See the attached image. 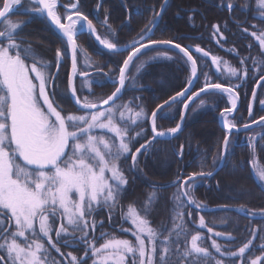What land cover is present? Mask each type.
I'll return each instance as SVG.
<instances>
[{
  "label": "snow or ice",
  "instance_id": "6c2138e0",
  "mask_svg": "<svg viewBox=\"0 0 264 264\" xmlns=\"http://www.w3.org/2000/svg\"><path fill=\"white\" fill-rule=\"evenodd\" d=\"M57 2L34 0L29 8H25L24 0H0V264H48L49 247L64 256L58 245L70 247L72 242L84 246L85 258L68 252L70 259L67 264H88L89 258L92 264H224L226 254L235 258L232 264H236L237 259L241 264H264V243L259 246L261 255L246 258L252 240L238 250L228 252L227 249L222 250L221 244L213 239L211 249H214V254L209 247L199 243L202 240L199 230L190 234L188 239L187 229L178 224L171 229L167 226L160 230L153 228L148 216L153 208L155 192L148 196L140 209L129 204L124 214L121 207L130 183L135 181L130 174L142 171L139 158L147 160L153 153L165 151L157 147L161 138H176L182 132L190 102L200 98L201 94H217L220 98L226 95L227 104L230 105L219 112L224 134L219 144V155L213 160L214 168L226 163L233 154L235 137L239 132L248 131L252 125L264 128V115L257 119L253 113V104L257 100L255 88L251 90V100L246 102L249 122L239 125L233 115L239 111L243 82L249 78V69L245 66L247 58L240 61L241 69L229 66L228 72L236 80L234 84L225 86L222 82H214L205 72L198 75L197 60L193 58L189 46H182L171 38H153V29L168 2L164 0L158 11L151 9L153 18L148 22L149 26L141 30L140 39L133 40L131 50L118 69V76L111 70L103 73L102 68L96 69L95 75L103 73L104 78L113 81L114 91L106 98L91 99L93 94L89 89V95L82 97L77 94L75 80L77 76L91 79V75L89 71L78 69L80 48L77 41L81 28L86 29L89 36H94L109 53L120 54L121 50L117 43L97 34L93 21L79 10L78 3L65 6L73 11L66 14V22H62ZM224 6L234 13V10L242 11L249 5L228 3ZM256 6L259 18L264 23V0H256ZM102 7L101 0L97 9ZM22 8L49 21L64 38L62 47L55 50L54 63L41 62L31 45H24L20 33L29 21H13L10 18L15 10ZM194 15L195 12L189 15V21ZM237 22L246 23L239 21V18ZM103 23L107 25V14ZM212 28L214 34L220 33L218 25H212ZM251 28L253 30L249 32V28L244 27L243 32L253 37L264 51V29H258L256 25ZM148 48L157 53V58L185 61L186 70L190 65L191 78L181 86L182 90L157 104L155 109L145 111L139 107L134 116L125 118V111L132 113L134 102L117 105V101L122 98L127 73L134 58ZM173 49L176 50L175 57L169 55ZM195 52L202 53L204 57L209 55L199 46ZM69 56L71 73L67 77L68 94L65 95L58 90L57 81L62 63ZM211 59L219 71L218 58L213 56ZM85 67L91 65L86 62ZM200 75L204 76L202 85ZM257 75L260 81H264V69ZM258 86L264 89V84ZM177 101L183 105L179 122L174 127L160 130L157 119H164V110ZM65 102L72 104L75 112H67L62 106ZM204 103L201 99L200 105ZM259 104L264 108V99H259ZM141 118L145 123L150 120V136L143 130L132 135L134 127L142 128ZM192 135L189 134V139ZM139 138H143L144 142L139 143ZM261 140H264V136H261ZM137 143L139 147L135 146ZM249 144L255 151V137L249 138ZM184 149L185 145L180 144L174 150V155L182 159ZM129 159L131 163L127 169H123L122 165ZM257 172L260 181L264 182V168ZM217 174L205 170L194 171L187 176L178 173L176 186L179 195L175 199L177 207L185 211L178 212L177 216L191 217L192 206L198 210L205 207L192 193L197 182ZM220 186L217 182V188ZM153 187L164 188L167 185ZM245 191L241 186L240 194ZM222 207L227 210L229 205ZM117 208L121 210L122 219L130 221L132 225L131 228H121V232H131L135 239L110 238L97 247L95 237L90 236L89 230L94 233L97 225L103 228L104 221H97L95 217L107 210V219L114 222ZM238 210L257 215L243 205ZM222 223L226 224L227 221ZM198 228H207L208 233L224 240L232 239L230 234L214 231L206 224L203 215L199 216ZM104 235L101 233V236ZM217 255L220 259L216 258ZM52 264H56V261H52Z\"/></svg>",
  "mask_w": 264,
  "mask_h": 264
},
{
  "label": "trees",
  "instance_id": "16d2710c",
  "mask_svg": "<svg viewBox=\"0 0 264 264\" xmlns=\"http://www.w3.org/2000/svg\"><path fill=\"white\" fill-rule=\"evenodd\" d=\"M59 1L61 5L57 9L64 19L65 15L69 14L65 6L74 3V0ZM163 1L102 0L103 7L97 9V4L101 3V0H77L79 10L93 21L97 34L117 43L118 46L138 39L141 36V30L149 26L148 22L153 18L154 13L151 9L155 8L158 11ZM228 3L241 6L247 3L249 6L242 11L236 9L233 13L224 6ZM24 5L26 8L32 3L24 0ZM25 8L15 10L10 15L13 21H29L20 33L24 45H31L36 53V58L41 62L54 63L55 50L57 47H62L63 39L57 35L43 17L34 13L29 14ZM193 12L195 15L189 21L188 17ZM106 14L107 25L103 23ZM237 18L246 23H238ZM212 25H218L220 33L214 34L215 30ZM252 25H256L258 29H264V23L259 18L256 0H169L153 35L154 39L171 38L180 42L182 46L190 48L199 46L212 57H217L219 71L217 65L212 64L208 57L192 51L193 57L197 60L198 75L201 72L208 73L214 82H222L225 86L236 83L235 78L231 77L228 72L229 66L241 69L240 61L247 58L245 66L249 69V78L243 82L239 111L234 115L235 122L239 125L249 122L246 102L250 101L251 90L259 79L257 73L264 69V51L260 49L258 42L253 37L243 32L244 27H248L251 32ZM77 42L80 48L78 63L81 65V70L93 72L91 76L93 81L89 88L93 95L90 98H106L114 91V87L113 81L104 78L103 73H109L111 70L118 76V69L122 66L128 51H122L120 54L109 53L102 49L87 32L80 33ZM155 54L156 52L152 48L145 50L134 59L129 67L126 87L117 104L134 102L135 106L130 115L134 116L139 107H143L145 111L155 109L157 104L163 103L176 91L182 90L181 86L190 79V66L188 65V70H186L185 61H167L163 58L153 57ZM169 55L175 57L176 51L173 50ZM253 61L256 63L253 64ZM86 62L91 67L86 68ZM142 65L143 67H141ZM97 68L103 69V73L99 76L95 75ZM69 69L70 60L67 57L62 63L57 81L58 90L65 95L68 94ZM52 71L54 72L55 68ZM203 82L204 76L200 75L201 85ZM260 84H264V81ZM77 94L80 96L89 95V90L82 88V91ZM201 99L205 102L203 105H200ZM259 99H264V89L261 87L257 89V100L253 104L255 118L264 115V108L260 106ZM62 106L67 112H75V107L68 102ZM225 106H230L227 104L226 95L220 98L217 94H203L196 99L186 113L188 118L183 125L182 132L178 133L176 138L161 139V143L157 145L158 148L165 149V151L155 152L147 160L144 157L139 158V167L142 171L130 174L135 177V181L130 183L128 193L121 201V207L124 214L127 213L129 204L140 209L148 196L155 192L153 208L150 209L148 216L153 228L160 230L163 226H167L171 229L178 224L187 229L188 239H190V234L199 230L202 235V240L199 243L209 247L213 253L214 249H211L213 239L221 244L222 250L227 249L228 252L236 251L248 240H252V247L245 255L246 258H254L262 254L259 251V246L264 243V237L261 235V226L264 225V220L249 219L225 209L199 212L193 208H191V217L185 215L181 218L177 216V213L183 212L185 209L177 207L175 197L179 195V191L176 185H171L178 179V173L187 176L194 171L214 169L213 160L219 155V144L224 134L218 116ZM164 111L166 117L157 119V126L160 130L174 127L179 122L182 104L178 101ZM140 123L142 128L134 127L132 135L135 136L137 131L143 130L150 136L149 121L145 123L141 118ZM190 133L193 134L191 139H189ZM249 133L260 134L255 151L243 143L241 134H238L235 137L233 154L228 157L227 162L217 172L218 174L205 181L197 182L195 185L192 195L198 202L205 206L243 205L246 210L256 213L264 212V189L252 173L255 163L264 168V140H261V136H264V128L257 127ZM143 142L144 139L139 138V143ZM139 143L135 146L139 147ZM180 144L185 145L182 159L174 155V150H177ZM130 163L129 159L122 165V168L127 169ZM126 175L129 173L126 172ZM217 182L220 183V188H217ZM153 185H167V187L154 188ZM241 186L246 190L243 194H240ZM200 215L205 217L206 224L213 227L214 231L230 234L232 239L224 240L208 233L207 228L199 229ZM107 216L108 212L104 210L101 215L95 217L97 221H104L103 228L97 225L94 233L89 230L90 236L95 237L97 247L110 238L135 239L131 232H121V228H131L132 225L130 221L122 219L120 208H117L113 216L114 222H110ZM222 221H227V223H222ZM101 233L106 235L101 236ZM181 238L183 239V235ZM46 247L49 246L46 245ZM58 247L64 256L49 247L48 264H52V261H56V264H67L70 259L67 257L68 252L85 258L84 246L81 244L72 242L70 247L61 245ZM216 258L220 259L218 255ZM233 259L235 258L226 254L223 257L224 264H232ZM88 264H92L91 258L88 259ZM236 264H241V262L237 259Z\"/></svg>",
  "mask_w": 264,
  "mask_h": 264
},
{
  "label": "water",
  "instance_id": "95a60500",
  "mask_svg": "<svg viewBox=\"0 0 264 264\" xmlns=\"http://www.w3.org/2000/svg\"><path fill=\"white\" fill-rule=\"evenodd\" d=\"M75 1H77V0H75ZM169 1V0H168ZM163 3H164V1H163ZM162 3V4H163ZM168 3V2H167ZM57 5H60V3H59V1L57 2ZM166 7V6H165ZM68 10H70V11H73L71 8H68ZM165 10V9H164ZM160 21V20H159ZM159 21H158V23H159ZM48 23H49V25L52 27V29L62 38V39H64L63 37H62V35L58 32V30L54 27V26H52L51 24H50V22L49 21H47ZM64 22H66V20L64 21ZM158 25V24H157ZM157 27V26H156ZM155 27V28H156ZM155 28L153 29V31L155 30ZM82 31H84V30H82ZM82 31H80V32H82ZM92 38L95 40V37L94 36H92ZM140 39V38H139ZM138 39V40H139ZM96 41V40H95ZM97 43H98V41H96ZM131 44H132V42L131 43H129V44H127V45H124V46H121V47H118L121 51H126V50H131ZM98 45L100 46V47H102L99 43H98ZM125 46H128L127 47V49H125ZM103 48V47H102ZM149 49V48H148ZM144 50H146V49H144ZM173 50H175V49H173ZM191 50H193V51H195V47H192L191 48ZM143 51V50H142ZM207 57H209L210 58V60H211V63H212V56L209 54ZM69 58H70V56H69ZM194 58V57H193ZM213 64V63H212ZM197 70H198V67H197ZM71 73V60H70V70H69V74ZM262 81H260L259 79H258V81L256 82V84H255V86H254V88L256 89V91H257V89H258V85L261 83ZM122 95V94H121ZM202 95V94H201ZM197 98H194L193 99V101H195ZM250 100H251V98H250ZM192 101V102H193ZM178 102V101H177ZM192 102H190V104H192ZM182 110H183V106H182ZM235 114V113H234ZM233 114V115H234ZM258 119V118H257ZM219 123H220V125H221V127L223 128V125H222V121H221V119H220V116H219ZM254 127H256V125H252V127L249 129V130H251V129H253ZM149 128H150V132H151V124H150V120H149ZM248 130V131H249ZM245 131H241V132H239V133H244ZM247 132V131H246ZM170 138H172V137H164V138H161V139H170ZM244 139H245V136H243L242 137V140L244 141ZM224 164H222V165H220L219 167H217V168H215V170H214V172H218L221 168H222V166H223ZM252 173H253V176H254V178L256 179V181L258 182V179H257V176L255 175V172H254V170H252ZM264 189V188H263ZM239 207L240 206H232V205H229V208L227 209V210H229V211H233V212H235V213H237V214H239V215H241V216H243V217H246V218H249V219H254V220H264V214H257L256 216H252V215H249V213L247 212V211H245V212H240L238 209H239ZM192 208L193 209H195V210H197V211H200V212H211V211H214V210H221V209H224L223 207H222V205H216V206H213V207H207V206H205L202 210H198V209H196L194 206H192Z\"/></svg>",
  "mask_w": 264,
  "mask_h": 264
},
{
  "label": "rangeland",
  "instance_id": "374dc122",
  "mask_svg": "<svg viewBox=\"0 0 264 264\" xmlns=\"http://www.w3.org/2000/svg\"><path fill=\"white\" fill-rule=\"evenodd\" d=\"M28 1H30L31 3H33L34 2V0H28ZM30 6H28V7H26V8H29ZM39 15V14H38ZM153 57H157V53L153 56ZM33 76L35 75L34 73L32 74ZM84 82H82L80 85H81V88H84V89H87V90H89V88H90V84H91V82L93 81V78L92 79H84L83 80ZM35 82V81H34ZM38 83V82H37ZM77 90H78V87H77ZM79 91V90H78ZM83 96H85V95H83ZM82 96V97H83ZM117 105H119V104H117ZM128 116H130V113L129 112H127V111H125V118H127ZM253 137H255V144H256V142H257V140L259 139V137H260V134H254V136ZM255 168H256V172H257V170L258 169H261V167L258 165V164H256L255 163ZM257 175H258V172H257ZM259 177V176H258ZM262 182V181H261ZM263 183V185H264V182H262ZM261 235L264 237V225H262L261 226Z\"/></svg>",
  "mask_w": 264,
  "mask_h": 264
},
{
  "label": "flooded vegetation",
  "instance_id": "af4514ba",
  "mask_svg": "<svg viewBox=\"0 0 264 264\" xmlns=\"http://www.w3.org/2000/svg\"><path fill=\"white\" fill-rule=\"evenodd\" d=\"M80 66H81V65L78 63V69H79V70H81V67H80ZM89 72L91 73L90 75L92 76V75H93V72H91V71H89ZM91 79H92V78H91ZM83 80H84V79H82V78H80L79 76H77L75 82H76V85H77L79 88H80V86H81L80 84H81L82 82H84ZM242 136H245V141H246V142H249V140L247 141V138H251V137H252V133H249V132H248V133H247V132H246V133H242V134H241V137H242ZM245 141L242 140L243 143H245Z\"/></svg>",
  "mask_w": 264,
  "mask_h": 264
},
{
  "label": "bare ground",
  "instance_id": "6f19581e",
  "mask_svg": "<svg viewBox=\"0 0 264 264\" xmlns=\"http://www.w3.org/2000/svg\"><path fill=\"white\" fill-rule=\"evenodd\" d=\"M79 27V26H78ZM215 170V168L214 169H212L211 171H214ZM219 172V171H218ZM217 173V172H216ZM176 181L177 180H175L171 185H176ZM214 206H216V205H214ZM210 207H213V206H210ZM192 208V207H191ZM200 212V211H199Z\"/></svg>",
  "mask_w": 264,
  "mask_h": 264
}]
</instances>
